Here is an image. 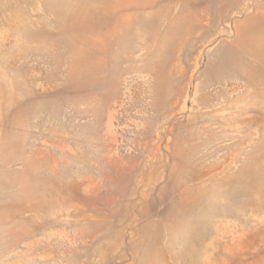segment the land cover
I'll list each match as a JSON object with an SVG mask.
<instances>
[{"label": "rangeland", "instance_id": "obj_1", "mask_svg": "<svg viewBox=\"0 0 264 264\" xmlns=\"http://www.w3.org/2000/svg\"><path fill=\"white\" fill-rule=\"evenodd\" d=\"M0 264H264V0H0Z\"/></svg>", "mask_w": 264, "mask_h": 264}]
</instances>
